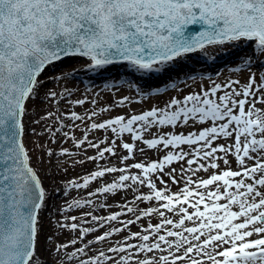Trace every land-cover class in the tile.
I'll return each instance as SVG.
<instances>
[{
    "label": "snow or ice",
    "instance_id": "snow-or-ice-1",
    "mask_svg": "<svg viewBox=\"0 0 264 264\" xmlns=\"http://www.w3.org/2000/svg\"><path fill=\"white\" fill-rule=\"evenodd\" d=\"M209 47L247 50L228 70L246 78L207 77L180 96L195 70L180 84L169 74ZM66 58L85 59L86 72L119 66L133 77L123 84L115 77L107 91L127 87L144 100L177 94L133 113L127 108L139 100L125 93L97 111L100 97L45 90L42 74ZM161 77L169 83L150 94L138 82ZM45 103L48 110L30 115L31 105ZM25 119L40 126L31 132L48 141L41 149L50 161L93 165L67 182L65 197L87 191L88 198L49 220L47 257L39 240L49 197L31 166ZM121 194L116 212L84 211L93 197ZM0 264H264V0H0Z\"/></svg>",
    "mask_w": 264,
    "mask_h": 264
},
{
    "label": "rangeland",
    "instance_id": "rangeland-1",
    "mask_svg": "<svg viewBox=\"0 0 264 264\" xmlns=\"http://www.w3.org/2000/svg\"><path fill=\"white\" fill-rule=\"evenodd\" d=\"M231 50H228V52H230ZM214 58V56H212ZM239 57L234 56V57H229L228 59H226L225 61L221 60L219 63H217L216 66L214 67H210L212 68V71H214V75H211V71L206 70L207 68H205V73L204 74H196V79L194 82L192 80H188L189 85H191V88L186 87L183 84H180V81H176L174 80V82H176L177 84H180V87L184 88V91L180 92L179 95L182 96L184 94H186L188 91L190 90H198L196 88L197 85H200V87H204L205 86V80L207 79V77H215L212 78L213 80H216L218 82L232 78L235 79L238 76L241 79H245L246 78V73L244 76H240L239 73H232L230 71H228L230 68H233L235 66H237V61H238ZM213 62V60L211 61ZM80 69H84L86 66L85 65H81L80 64ZM79 68V67H78ZM214 68H216L214 70ZM259 68V65H255L253 68V71H256ZM84 71V70H83ZM117 74V73H116ZM115 74L113 73H104L103 75H97L95 73L92 72H82L80 71V75L78 73L79 77H76L75 79L71 78L72 81L78 82V84L85 88V90H89V97L88 99H93L96 97H100V104H103L105 106H107L106 101L107 99L111 96L110 93H105L102 92L104 91V86L105 84H112L115 83ZM236 75V76H235ZM70 78V77H69ZM68 78V79H69ZM187 78V77H186ZM199 78L203 79V80H199ZM67 79V80H68ZM185 79V76H184ZM124 80H132L131 78H127L126 76H124L123 78L120 77V81L119 83L123 84ZM142 80L138 81L139 84L141 85V87L147 92V93H151L156 87L161 88L160 85H154L153 83H150L151 85L148 88H144L142 85ZM210 83V81H209ZM166 86H163L161 89H164ZM125 93H128L130 97L133 98V100H139V104H131L128 106L127 111L129 112H133V113H139L141 110H148L150 106H164L165 102L169 100V98L172 95H176L177 93L174 90H169L166 94H162L160 96H156V95H149V98L147 100H144L141 98V96L136 95L135 92L130 91L127 89V87H125L124 92L122 93V95H124ZM118 93H115L113 95V97L118 96ZM31 109L36 108L39 109L36 105H31L30 106ZM90 107H93L91 104L88 105V108L90 109ZM52 110H55L54 108H52ZM117 114H123V110L121 109H115L113 108V112L112 115L115 116ZM27 121L25 120V126H26ZM26 132L27 135L25 137V144L27 145L28 149L30 150V155H31V166L34 168V170L37 171L43 186L45 187L47 193H48V201L54 200V203L60 204V207L58 208H64L67 207V202H70L73 199H87V191L84 192H79V191H73L68 197H65L63 195V190L67 184V182L71 179H79L80 176L83 175H87L88 172L90 170H93V165L86 163L83 166H79V165H73L72 160H68V159H62V160H57V159H53V160H49V158L43 154L41 146H49L48 145V141L46 139H38L37 137H34L32 139V141L30 142L29 139V134H28V130H27V126H26ZM77 135H79V133H77ZM65 147H69L71 148L70 144H65ZM93 154L91 151H89V155ZM155 156V154L153 153V157ZM82 156L80 154L76 155L74 157L75 160H79L81 159ZM116 162V161H114ZM54 164V165H53ZM82 168V169H81ZM79 169H81L82 171H80ZM52 174V180L49 181L48 180V174ZM56 179V185H54V180ZM108 180H111V177H108ZM96 188V184L94 183L92 186L91 190H95ZM94 201V206L90 207V208H86L84 209V211H91L93 215L96 216V212H97V207L99 206V204L101 203L100 200L96 199L95 197L92 198ZM108 202L111 204H116V201H118L117 205L124 202V197L123 194L116 196L114 199L109 198L107 199ZM141 207H143V205H141ZM48 209H46L42 214H41V224L43 226V231L41 232L40 235V240H39V246H40V251L41 254L44 255L45 257H47V245L45 242V237L52 235L53 234V230H51L49 228V220L52 221L53 225L56 223L57 220V210L53 209L50 210V212H47ZM120 209H108L99 215V217H105L107 216L109 213H113L116 212ZM74 215H76L78 217V219L81 217V212L80 210H73ZM59 219L61 221L64 220L63 215L59 216ZM121 219H127V217H121ZM153 223L155 221H152ZM139 223L142 222H138L137 226H133L132 227V231H137L138 227H139ZM114 226L119 227L120 225L117 224L116 222H113ZM85 227L89 226L87 224L83 225ZM104 228H100L95 235H99L102 234L103 231H105L106 229ZM55 235H59L58 232L55 233ZM89 239H93L94 237L92 235H89L88 237ZM120 237L117 236L115 239H119ZM95 247H107V244H103V245H99V246H95ZM95 247L93 248V251H95Z\"/></svg>",
    "mask_w": 264,
    "mask_h": 264
},
{
    "label": "bare ground",
    "instance_id": "bare-ground-1",
    "mask_svg": "<svg viewBox=\"0 0 264 264\" xmlns=\"http://www.w3.org/2000/svg\"><path fill=\"white\" fill-rule=\"evenodd\" d=\"M228 50H231V51L228 52ZM246 51L247 50L232 49L231 47H228L226 52H218L216 48L210 47V48H207L204 51H200V52H197V53L189 54L191 56V59H188L187 57L182 58L181 61H180V64L183 65L184 67L182 69L178 67L177 70L172 72V73H170L169 76L171 77V81H174V80L179 81V80H182V79L185 80L186 77H187V74L191 70H195L194 72L191 73L192 75H196V74H200V73L206 75L205 73H203V72H205V68H207L206 70L211 69V75H214V71H212L211 67L216 66L217 63H219L221 60L225 61L229 57L237 56V57L240 58V57H242L245 54ZM210 53H215V55H219L220 58L219 59H214L212 56L209 55ZM212 60L214 61V63L211 62ZM210 65H211V67H210ZM80 67H81L80 64L73 62L72 64H70L69 66H67L66 68H64L60 72H58L57 74L55 73V74L43 75V78H41V79L42 80H48V83L45 85V90L53 89V90H55L57 92H63L64 89H66V88L67 89H72L74 91L75 95H73L71 97V99H73V100L77 99V98L88 99L89 90H85V88L81 87L78 84V82L72 81L71 77L68 80L63 78V74L64 73H71L74 69H79L80 71L84 72L83 70L85 68L84 69H80ZM215 69L216 68H214V70ZM125 72H126V70L124 68L117 66L116 68H113L112 71L107 72V73H113V74L116 75V77L119 76V77L123 78L124 76H126L127 78L133 79V77L126 75ZM79 75H80V72H79ZM52 76L59 77L60 78V82L59 83H53L52 80L48 79L49 77H52ZM184 76H185V79H184ZM76 77H79V76L77 75ZM212 78H215V77L213 76ZM199 80H203V79L199 78ZM141 83H142L144 88H148L151 85L150 83H153L154 85H160L161 88H162L163 86H166L169 83V79H168V77H161V78L153 79V80H149V81L143 80ZM102 92L110 93L111 94L110 97L113 98V99L117 97V96L113 97V95L115 93H118L119 94L118 96H122V93L117 92L115 89H113L112 91L104 90ZM126 94L129 95L128 93H126ZM100 106H105V105L100 104V105L96 106V110L97 111L99 110ZM41 108L43 110H48L49 105L47 103H45L43 105H40L39 109H36V108L31 109L30 115L32 113H35V112L39 111ZM52 108H54L55 110H58V109L55 108L54 105L52 106ZM91 109H92V107H90L89 110H91ZM75 110L78 111V112H81V113L84 112L83 108H76ZM25 120L27 121L26 126H27V130H28V134H29V136H28L29 139L28 140L31 142L32 139L34 137H36V136L32 135V132H31L32 127H34L35 125H32L29 119H25ZM35 127L37 128V131L39 132L40 131V126H35ZM38 139H43V138H38ZM24 141H25V139H24ZM62 159H68V158H66V157L57 158V160H62ZM81 169H79V170L82 171ZM51 177H52V174L51 173L48 174V180L49 181L52 180ZM53 184L54 185L57 184L56 183V179L54 180ZM99 200H100L101 203H104L106 205H110L108 200H105L103 197H100ZM117 203H118V201H116L115 205L111 204V206L105 207V208H100L98 206L97 207L96 216L99 217V215L104 214L102 212H104V211H106V210H108L110 208L111 209H118ZM58 207H60V204L54 203V200H51L47 204V209H48L47 212H50V210H53V209L57 210ZM72 214L74 215V212H72ZM109 214H111V213H109Z\"/></svg>",
    "mask_w": 264,
    "mask_h": 264
},
{
    "label": "water",
    "instance_id": "water-1",
    "mask_svg": "<svg viewBox=\"0 0 264 264\" xmlns=\"http://www.w3.org/2000/svg\"><path fill=\"white\" fill-rule=\"evenodd\" d=\"M73 62L74 63L81 64V65H85V66H86V63H87V61L85 59H83V58H70V59L69 58H66L63 61L54 63V64H56V66H54V67L49 66L47 68L46 72H44L42 74V76L43 75H49V74H55V73L57 74L58 72H60L61 70H63L64 68H66L67 66H69L70 64H72Z\"/></svg>",
    "mask_w": 264,
    "mask_h": 264
}]
</instances>
